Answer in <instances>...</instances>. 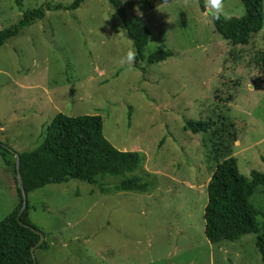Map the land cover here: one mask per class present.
Wrapping results in <instances>:
<instances>
[{
	"label": "rangeland",
	"instance_id": "1",
	"mask_svg": "<svg viewBox=\"0 0 264 264\" xmlns=\"http://www.w3.org/2000/svg\"><path fill=\"white\" fill-rule=\"evenodd\" d=\"M73 1L0 0V30L44 3ZM123 1L152 30L140 67L135 58L130 67L119 63L135 48L107 0L51 12L0 46V143L17 153L32 150L56 114H98L114 146L146 155L132 175L153 185L145 193L105 192L73 179L30 192V222L49 244L36 251L39 264H263L254 233L235 242L206 237L214 161L203 135L183 129L187 120L230 118L239 133L233 153L241 173L264 172L260 72L228 60L229 42L215 30L209 0L205 12L198 0ZM222 5L226 17L245 12L242 0ZM255 36L264 50V27ZM159 49L173 54L149 64ZM231 94L233 100L223 98ZM121 178L103 181L114 185ZM252 201L264 207V194L256 192ZM18 202L0 154V220Z\"/></svg>",
	"mask_w": 264,
	"mask_h": 264
},
{
	"label": "trees",
	"instance_id": "2",
	"mask_svg": "<svg viewBox=\"0 0 264 264\" xmlns=\"http://www.w3.org/2000/svg\"><path fill=\"white\" fill-rule=\"evenodd\" d=\"M107 1L120 16L123 28L133 41L135 66L140 67L152 30L140 16L130 15L123 0ZM198 1L202 12L207 11L205 0ZM83 2L74 0L67 6L48 2L27 10L18 23L0 30V46L19 35L25 27L44 20L51 12L74 10ZM242 2L245 8L242 16L226 17L220 13L219 18L212 16V21L216 32L229 42L228 60L234 59L235 64L246 62V66L256 68L264 80V50L258 46L255 36L264 27V0ZM172 54L171 50L159 49L147 58V62L159 63ZM238 84L239 80L234 82V85ZM223 98L233 100L234 95ZM129 115H132V107ZM183 129L203 135L205 146L212 156L208 157L214 161L208 169L212 174L206 188L207 203L204 208L206 237L212 243L235 242L246 234L254 233L256 247L264 264V207H258L252 201L256 192L264 194V172L253 170L250 177L241 173L238 159L233 153L234 147L236 152L235 143L239 142L236 123L226 116L218 120H187ZM207 136H210L209 140ZM36 140L38 146L19 153L0 143L1 157L13 174L19 198L17 206L0 220V264H39L36 251L49 246L45 236L43 242L37 245L40 234L32 229L38 230L29 218L30 192L50 184L69 183L73 179L98 184L105 192L145 193L153 186L142 176L132 175L143 168L146 155L141 151H126L114 146L104 134L101 115H67L60 112L44 127ZM164 142L162 139L159 146ZM16 154H19V168L26 191V205L20 215L24 199L17 181ZM109 176L122 178L114 185H107L103 180ZM34 246L33 255L31 249Z\"/></svg>",
	"mask_w": 264,
	"mask_h": 264
},
{
	"label": "clouds",
	"instance_id": "3",
	"mask_svg": "<svg viewBox=\"0 0 264 264\" xmlns=\"http://www.w3.org/2000/svg\"><path fill=\"white\" fill-rule=\"evenodd\" d=\"M209 4L211 5V8L213 9V12L211 13V15L215 18H219V15L222 11V0H209ZM135 50L132 49V48H129L125 55L123 57L120 58V61L119 63L121 65H127V66H131L132 65V62L135 58ZM263 80V79H261Z\"/></svg>",
	"mask_w": 264,
	"mask_h": 264
},
{
	"label": "water",
	"instance_id": "4",
	"mask_svg": "<svg viewBox=\"0 0 264 264\" xmlns=\"http://www.w3.org/2000/svg\"><path fill=\"white\" fill-rule=\"evenodd\" d=\"M16 155H17V161H16V164H17V181H18V186L22 190L23 199H24L23 206H22V208L19 211V215H20V213L24 210V207L26 205V191L24 189L23 179H22V175H21V172H20V168H19L20 167V165H19L20 164V162H19V156H18L19 154H16ZM32 229L35 230L36 232H38L40 234V241H39V243L37 245L41 244L43 242V240H44L43 233L40 232V231H38V230H36L33 227H32ZM36 246L32 247V249H31V252H32L33 255H34V251H35ZM35 262H36V260H35Z\"/></svg>",
	"mask_w": 264,
	"mask_h": 264
}]
</instances>
